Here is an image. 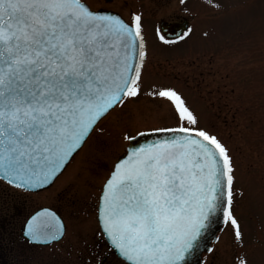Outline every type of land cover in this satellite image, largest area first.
Returning a JSON list of instances; mask_svg holds the SVG:
<instances>
[{"label":"snow or ice","instance_id":"snow-or-ice-1","mask_svg":"<svg viewBox=\"0 0 264 264\" xmlns=\"http://www.w3.org/2000/svg\"><path fill=\"white\" fill-rule=\"evenodd\" d=\"M146 56L135 12L126 22L88 0H0V177L20 189L54 182L98 122L139 97ZM151 95L174 123L137 132L139 140L123 133L128 143L98 197L101 234L124 264H188L217 217L242 246L229 150L174 88ZM62 233L47 208L25 227L38 242Z\"/></svg>","mask_w":264,"mask_h":264},{"label":"rangeland","instance_id":"rangeland-1","mask_svg":"<svg viewBox=\"0 0 264 264\" xmlns=\"http://www.w3.org/2000/svg\"><path fill=\"white\" fill-rule=\"evenodd\" d=\"M88 3L114 11L126 22L133 12L141 15L147 50L141 93L98 122L48 189L26 193L0 182L7 195L25 203L20 225L39 207L55 210L64 224L58 243L29 247L20 254L19 264H82L95 259L93 248L102 241L95 218L97 198L113 161L124 152L123 133L134 136L174 123L167 102L151 95L162 86L180 93L199 126L229 150L235 165L232 211L244 237L238 251L248 264H264V0H212L219 8L208 0ZM181 18L190 22L188 35L161 41L158 23ZM231 231L228 225L223 229L205 264H237Z\"/></svg>","mask_w":264,"mask_h":264},{"label":"trees","instance_id":"trees-1","mask_svg":"<svg viewBox=\"0 0 264 264\" xmlns=\"http://www.w3.org/2000/svg\"><path fill=\"white\" fill-rule=\"evenodd\" d=\"M1 190L5 193L0 196V264H19L20 254L29 249L21 237L20 225L26 206L21 197H11L8 191Z\"/></svg>","mask_w":264,"mask_h":264},{"label":"water","instance_id":"water-1","mask_svg":"<svg viewBox=\"0 0 264 264\" xmlns=\"http://www.w3.org/2000/svg\"><path fill=\"white\" fill-rule=\"evenodd\" d=\"M110 12V11H108ZM113 13V12H111ZM176 26H179L178 24H172V25H167L163 22H161L159 24V27H160V31L162 33V35L165 37V38H175V37H178L185 29V23H183L182 25H180V28L179 30L174 33V34H171L170 33V30ZM136 137V136H134ZM137 140L141 139L140 137H136ZM0 179L2 181H4L5 183L9 184L7 181H5L2 177H0ZM53 183V182H52ZM52 183L46 185V186H43V187H38L36 189H21L23 191H26V192H39L41 190H44L46 188H48ZM10 185V184H9ZM12 186V185H10ZM14 187V186H12ZM16 188V187H15ZM17 189H20V188H17ZM42 209L44 208H40L38 209L36 212H34L30 217H32L33 215H35L37 212H40ZM48 209V208H47ZM50 210V209H49ZM51 212H53L52 210H50ZM55 214V216L60 220V218L56 215L55 212H53ZM29 217V218H30ZM28 218V219H29ZM27 219V221H28ZM27 221L25 222L24 226H23V229H22V236L26 239V241L29 243V244H32V245H48V244H51L52 242H56L58 240L61 239V237L57 240H52V241H33L31 240L29 237H27L25 235V227H26V224H27ZM61 221V220H60ZM224 222H222L218 217L214 219L213 223L211 224V226L208 228V230L203 234L202 238L200 239V243H199V247L188 257V264H200L201 263V259H200V255L202 252H206L207 251V248L210 247V244L212 242H214L216 240V233L218 231L221 230L222 226H223ZM63 225V224H62ZM100 229V228H99ZM63 235V233H62ZM104 237V236H103ZM104 240L106 241L108 247L112 250V252L119 258L122 260V258L119 256V254L111 248V246L109 245L106 237H104Z\"/></svg>","mask_w":264,"mask_h":264},{"label":"flooded vegetation","instance_id":"flooded-vegetation-1","mask_svg":"<svg viewBox=\"0 0 264 264\" xmlns=\"http://www.w3.org/2000/svg\"><path fill=\"white\" fill-rule=\"evenodd\" d=\"M175 30V29H174ZM173 30V31H174ZM223 230L217 235V241L212 245V251L214 246L217 244V242L219 241L220 235L222 234ZM230 240H231V244L232 243H236L235 245L237 246V254H236V259L238 260L239 258L242 257V254H239L238 249L242 250V248L240 247V245L235 241L233 232L231 231L230 233ZM100 247V249H103L102 252H98V248ZM234 248V245H233ZM211 252L205 253L202 255V263L201 264H205L206 260L205 258L208 257L207 255L211 254ZM92 254H95V259L94 260H88V262H92V264H123L120 260H118L112 253L111 251L106 247L105 243L103 241H101L100 243L96 244V248H93ZM244 258V257H243ZM94 261V262H93ZM88 262L83 260L82 264H88Z\"/></svg>","mask_w":264,"mask_h":264}]
</instances>
